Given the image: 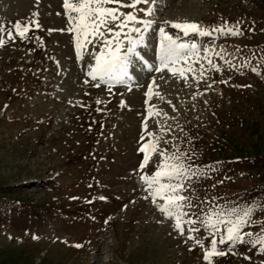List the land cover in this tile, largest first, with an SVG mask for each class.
<instances>
[{
	"label": "rangeland",
	"instance_id": "obj_1",
	"mask_svg": "<svg viewBox=\"0 0 264 264\" xmlns=\"http://www.w3.org/2000/svg\"><path fill=\"white\" fill-rule=\"evenodd\" d=\"M155 18L197 21L205 30L225 20L230 26L239 22L242 35L213 33L203 42L180 37L170 26L166 30L182 43L224 47L233 55L236 49L244 56L264 51V0H157ZM28 19H38L41 28L33 27L27 40L13 42L0 32L5 40L0 47V264H93L98 259V264H206L201 246L186 244L187 235H177L173 221L142 198L141 175L134 169L142 160L137 149L145 93L155 75L153 90L159 95L148 103L160 115L148 118L151 131L161 135L163 127L164 139L190 137L200 163L220 162L198 186L199 196L207 190L241 204L264 201V59L261 70L252 72L213 57L223 71L207 72L198 87L192 74L185 80L165 72L161 79L137 64L131 90L117 85L110 94L103 85L83 83L90 61L87 54L78 60L73 34L59 31L68 24L63 0H0V27ZM158 42L153 25L140 46L152 63ZM205 235L201 230L208 247L211 238ZM222 249L226 254L213 264H264L256 246Z\"/></svg>",
	"mask_w": 264,
	"mask_h": 264
},
{
	"label": "snow or ice",
	"instance_id": "obj_2",
	"mask_svg": "<svg viewBox=\"0 0 264 264\" xmlns=\"http://www.w3.org/2000/svg\"><path fill=\"white\" fill-rule=\"evenodd\" d=\"M156 7L157 0H63L68 24L66 29L59 31L73 34L78 60L84 61L87 54L90 62L86 63L84 71L85 85L91 84L96 88L103 85L110 94L117 85H128L131 90V85L138 79L133 75V70L135 65L139 64L147 73L161 74V79L165 72L174 76L179 75L185 80L188 74H192L197 80L198 87L199 81L205 79L207 72L213 69L217 72L223 71L221 65L214 62L213 57H219L228 67L237 71L248 68L252 72L261 70L260 61L264 59V51L257 54L253 49L250 56H244L241 49H236L237 55H233L224 47L217 50L214 45L202 47L198 43H182L179 35H173L166 30L170 26L185 36L189 34L205 36L213 33L225 37L238 36L242 35L239 22L230 26L229 21L225 20L207 30L199 22L187 19L158 22L155 18ZM33 15L38 17L39 13ZM153 25H157L159 32L156 63L149 61L140 49V46L146 43ZM33 27L41 28L38 19L16 21L6 30L0 27V32L6 31L7 38L14 42L17 38L27 40ZM4 43V37L0 36V47ZM196 64L200 65L199 69L195 67ZM81 67L83 69L85 66ZM155 81L156 77L153 75L145 93L146 117L143 120L137 149L142 154V160L138 169H134L141 175L145 192L142 198L149 200L164 219L173 221V229L177 235L181 237L187 235L184 241L186 244L192 241L193 247L201 246L202 259L206 264H213L215 257L225 255L226 252L222 249L225 245L228 251H232L239 244H244L256 246L260 253H264V218L260 220L254 218L257 213H264V201L241 204L235 200L211 195L207 190H204L203 197L199 196L198 186L217 172L220 162L200 163L190 137L185 139L171 135L170 139H164L163 127L161 135L149 129L148 118L160 115L154 111V106L148 103L153 95H159L153 90ZM214 83L213 80L207 87L211 88ZM77 103L85 107L83 103L79 101ZM100 103L101 101L97 100V104ZM123 104L124 101H121V106ZM167 133H172L170 127ZM150 164L154 166V170H149ZM99 199L107 198L101 196ZM124 207L127 208V205ZM110 219V217L106 219L105 223L107 224ZM258 223L260 225L258 230L245 231L246 228H255ZM201 230L206 234L204 239L211 238L208 247L204 246L199 236ZM75 246L82 247L80 244Z\"/></svg>",
	"mask_w": 264,
	"mask_h": 264
},
{
	"label": "bare ground",
	"instance_id": "obj_3",
	"mask_svg": "<svg viewBox=\"0 0 264 264\" xmlns=\"http://www.w3.org/2000/svg\"><path fill=\"white\" fill-rule=\"evenodd\" d=\"M162 21V20H161ZM192 34H189V35H180V37L181 36H183L184 38H186L187 40H189V41H192V39H193V35L191 36ZM200 36V38H199V40L198 41H200V42H203V41H205L206 40V38L209 36V35H205V36H201V35H199ZM98 240V239H97ZM99 250H101V249H99ZM103 253V252H102ZM100 256V255H99ZM97 257V256H96ZM101 258V257H100ZM98 259V258H97ZM99 263V259L98 260H96L93 264H98Z\"/></svg>",
	"mask_w": 264,
	"mask_h": 264
}]
</instances>
